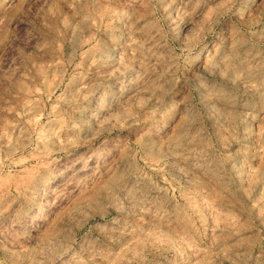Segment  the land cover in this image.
Instances as JSON below:
<instances>
[{
  "label": "clouds",
  "instance_id": "1",
  "mask_svg": "<svg viewBox=\"0 0 264 264\" xmlns=\"http://www.w3.org/2000/svg\"><path fill=\"white\" fill-rule=\"evenodd\" d=\"M0 264H264V0H0Z\"/></svg>",
  "mask_w": 264,
  "mask_h": 264
}]
</instances>
